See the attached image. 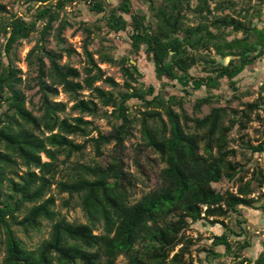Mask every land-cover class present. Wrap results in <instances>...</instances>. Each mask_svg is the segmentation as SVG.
I'll return each mask as SVG.
<instances>
[{
    "label": "trees",
    "instance_id": "trees-1",
    "mask_svg": "<svg viewBox=\"0 0 264 264\" xmlns=\"http://www.w3.org/2000/svg\"><path fill=\"white\" fill-rule=\"evenodd\" d=\"M131 1L118 0L106 8V0H57L40 4L27 20L6 15V5L0 1V264H207L223 256L239 259L236 264H264V240L254 259L243 255L251 240L241 218V207L264 211V167L255 165L250 170L235 161L237 147L231 136L234 128L243 130L254 118L262 121L258 110L264 112V85L240 111L229 113L224 106H214L201 117L190 116L182 95L145 85L131 59H115L100 48L98 62L87 48L100 22L115 32L129 29V53L137 56L142 49L154 65L156 78L176 79L193 90L206 87L207 95L194 102L198 111L212 102L211 89L221 78H227L237 92L235 77L264 53V25L259 28L248 18L229 13L214 14L213 10L222 9L220 0H215L214 8L209 0L195 5L190 0H144L147 14L135 12ZM78 3L102 14L96 22L83 23L81 69L61 62L63 52L76 53L71 45H62L66 21L57 26L55 48L46 45L56 10ZM39 21H44L41 36L25 55L24 73L16 64L17 48L37 30ZM231 31L242 35L227 39ZM225 56H230L227 63L218 59ZM102 62L119 66L122 84L105 76L98 65ZM198 64L206 74L190 75L189 70ZM98 81L110 88L96 85ZM35 87L38 100L29 108L25 90ZM59 91L70 95V110L76 115L66 114V103L54 100ZM130 100L139 101L144 110L135 111ZM107 107H111L109 113ZM85 116L107 118L111 130L102 134ZM136 122L143 146L157 154L163 167L157 186L132 201L134 183L120 153L124 140L134 135ZM93 131L96 136L91 135ZM78 135L83 142L74 140ZM111 141L115 154L105 163L71 159L88 142L102 156L101 147ZM240 142L251 153L264 154V141L253 145L241 137ZM222 180L235 182L236 189H216L213 184ZM52 186L67 194L66 207H80L85 222L58 215ZM233 213V221H225ZM43 219L51 222L48 237L28 248L17 229L25 234L39 230ZM197 222L219 225L223 231L211 233L210 242L200 245V235L186 233ZM120 256L123 263L117 261Z\"/></svg>",
    "mask_w": 264,
    "mask_h": 264
},
{
    "label": "rangeland",
    "instance_id": "rangeland-1",
    "mask_svg": "<svg viewBox=\"0 0 264 264\" xmlns=\"http://www.w3.org/2000/svg\"><path fill=\"white\" fill-rule=\"evenodd\" d=\"M2 3L6 5L7 13L6 15L10 16L15 14V16H21L24 19H32L35 10L40 7V4L48 5L54 4L57 0H46L43 3L40 2H28L27 0H0ZM198 0H190L191 5H195ZM222 1V9L221 10H213L214 14H233L238 15L240 19H247L255 24L257 27H262L264 25V0H220ZM107 6H115L118 0H106ZM210 8H214L218 2L215 0H209ZM232 3V4H231ZM131 7L135 12H140L142 14L149 13L148 4L144 0H132ZM247 9V10H246ZM260 10V14L257 15ZM57 18L52 22L53 29L49 31L47 35V47L55 48V38L54 35L56 33V29L58 24L62 21H66V26L63 29L61 36L66 39V41L62 44L64 46L71 45L76 53H72L71 55H66L63 52V56L61 58V62H68L71 65L78 67L81 69L85 63V57L82 52V46L86 39V32L83 29V23H93L96 22L97 19L101 17V13H94L88 11L87 7L78 3L76 5L66 6L63 10H56ZM191 16V15H189ZM128 19V16H125ZM246 17V18H244ZM195 20H192L194 22ZM44 24V21H39L37 23V30L30 33L27 38L21 40L20 44L17 48V55L19 60L16 62L17 66L21 68V70L25 73L27 70V65L25 61V55L27 51L35 44L37 39L41 36V27ZM128 30L125 31H111L104 25V23L100 22V27L98 29H94L91 32V43L87 45L89 51L93 52L94 59L99 62V53L98 49L107 51L112 54L115 59H118L122 56H126L131 59V61L138 67L139 71L142 73L141 80L145 83V85H153L156 90H161L163 92H168L171 94L182 95L183 96V108L186 113L190 116H203L208 113L211 107L214 106H224L227 108L229 113L235 110L240 111L243 108L244 102L252 101L257 97L260 86L264 85V53L262 56L257 58L253 63L244 67V69L235 77V85L237 88V92L232 89L229 84V80L227 78H221L219 80V84L216 88L211 89V92L214 95L212 102L209 104H203L198 111L194 110V102L197 97L207 95L206 87L202 86L198 90H193L189 86L183 87L181 84L177 82L176 79H168L162 78L158 79L154 73V65L153 63L145 57L144 52L141 51L137 56L131 55L129 53V39H128ZM241 32H229L227 34V39H232L237 36L240 37ZM220 61L225 62V59L218 58ZM230 59V58H229ZM228 59V60H229ZM101 69L104 71L105 76H112L115 81L119 84L123 83V79L121 77V72L119 66L113 63L102 62L98 64ZM190 75L198 76L204 75L201 70V65H195L189 70ZM165 83L163 86L162 83ZM96 85H100L103 88L109 89L110 87L105 83L98 81L95 83ZM36 87L32 89L25 90L27 98V106L29 108L32 107L31 103H36L38 100V94L35 93ZM182 89H186L188 93L183 91ZM244 93L240 97V99H236L234 96L238 93ZM88 91H82L84 96L88 95ZM56 101H62L66 103V114L76 115V111L72 112L70 110V106L73 104V100L67 93L59 91L58 95L54 97ZM32 101V102H31ZM130 104L132 108L136 110L140 109L144 110V107L139 105V101L130 100ZM174 109L178 111V107L174 106ZM108 113L111 111V107H107ZM37 113V112H35ZM140 113V112H139ZM136 112V115H140ZM262 121L254 118V120L250 121L247 124L245 129H235L231 132V136L234 137L233 146L237 147V152L234 156L235 161H239L240 163H244L246 167L250 170L255 167V165L264 167V154L263 153H251L250 150L241 147L240 138L244 137L248 139L253 145L257 144L259 141H264V112L258 110ZM254 117V114L252 115ZM86 119H92L94 125L97 126L98 130L102 134H108L111 130V123L105 117H91L85 116ZM165 118V116H164ZM119 123V121H117ZM140 125L136 122L135 128L133 129V136L124 140L123 148L121 149V157L123 159V166L127 173H129L134 186L131 189V200L134 201L138 199L143 193L149 191L154 188L158 184L157 174L159 170L163 167V164L157 157V154L152 152L149 149H146L143 146L142 139L140 136ZM92 136H96L97 132L93 131ZM76 142H83L84 137L82 136H74L73 137ZM103 151L102 156H97L95 154V150L90 142H88L81 154L73 156L72 160H81L90 162L93 160L105 163V161H109L111 156L115 154L114 149V141H111L107 144H104L101 147ZM57 178L59 175L56 176ZM213 186L218 190H235L237 184L232 181L222 180L218 183H214ZM261 191L264 192V186L261 188ZM50 193L55 195V204L54 210L58 212V215L65 216L70 221H78L85 222V217L80 209V207L73 205L71 207H66L63 204V200L67 197L66 193H58L55 186H52ZM49 195V193H48ZM252 196L256 197L257 192L253 193ZM241 218H245V223L242 224L248 234L249 240H251V246L244 250L243 255L246 257H250L254 259L260 250L263 248L261 245L264 240V211L253 209L249 207H241ZM236 216L235 213L228 216L225 221L231 223ZM50 224L49 220L43 219L41 221V227L39 230L31 231L28 234L23 233L19 229H17L18 236L22 239L25 245L28 248H33L38 243L41 242L44 238H47L50 232ZM100 228L96 231L99 232ZM223 229L219 225H208L203 224L202 222H197L193 224L187 231L189 235L193 237H197L200 235L201 241L200 245H206L210 241L207 239L211 233H220ZM218 251L222 250V247L217 248ZM192 255L195 257L198 255L196 250H192ZM203 258V254H199ZM237 260H233L232 258L223 256L222 258H216L208 262L207 264H220V263H228V264H236ZM117 261L119 263H123L125 260L122 256L118 257Z\"/></svg>",
    "mask_w": 264,
    "mask_h": 264
},
{
    "label": "water",
    "instance_id": "water-1",
    "mask_svg": "<svg viewBox=\"0 0 264 264\" xmlns=\"http://www.w3.org/2000/svg\"><path fill=\"white\" fill-rule=\"evenodd\" d=\"M230 58V56H225V63H227L228 59Z\"/></svg>",
    "mask_w": 264,
    "mask_h": 264
},
{
    "label": "flooded vegetation",
    "instance_id": "flooded-vegetation-1",
    "mask_svg": "<svg viewBox=\"0 0 264 264\" xmlns=\"http://www.w3.org/2000/svg\"><path fill=\"white\" fill-rule=\"evenodd\" d=\"M137 13H140V12H137ZM140 14H142V13H140Z\"/></svg>",
    "mask_w": 264,
    "mask_h": 264
}]
</instances>
